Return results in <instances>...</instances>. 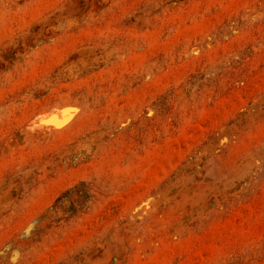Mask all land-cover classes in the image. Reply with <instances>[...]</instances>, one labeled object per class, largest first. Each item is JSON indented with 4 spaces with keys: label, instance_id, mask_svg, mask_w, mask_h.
I'll use <instances>...</instances> for the list:
<instances>
[{
    "label": "rangeland",
    "instance_id": "obj_1",
    "mask_svg": "<svg viewBox=\"0 0 264 264\" xmlns=\"http://www.w3.org/2000/svg\"><path fill=\"white\" fill-rule=\"evenodd\" d=\"M0 264H264V0H0Z\"/></svg>",
    "mask_w": 264,
    "mask_h": 264
},
{
    "label": "bare ground",
    "instance_id": "obj_2",
    "mask_svg": "<svg viewBox=\"0 0 264 264\" xmlns=\"http://www.w3.org/2000/svg\"><path fill=\"white\" fill-rule=\"evenodd\" d=\"M56 109V108H54ZM51 116V115H50ZM53 116V115H52ZM49 117V116H48ZM47 117V118H48ZM57 117V116H56ZM56 117H50L49 120H47L50 124H51V127H57V126H61L63 123H65L67 120H68V117L63 115V116H60V118H56ZM46 118V119H47ZM39 119V118H38ZM42 120V118H40ZM35 122H36V119H35ZM38 123V122H37ZM41 125V124H40ZM43 130V129H42Z\"/></svg>",
    "mask_w": 264,
    "mask_h": 264
}]
</instances>
